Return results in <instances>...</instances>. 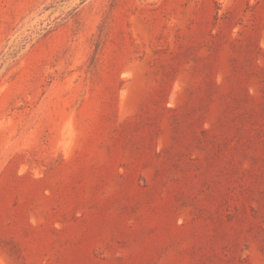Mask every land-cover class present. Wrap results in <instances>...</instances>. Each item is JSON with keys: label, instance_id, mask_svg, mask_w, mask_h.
Listing matches in <instances>:
<instances>
[{"label": "rangeland", "instance_id": "374dc122", "mask_svg": "<svg viewBox=\"0 0 264 264\" xmlns=\"http://www.w3.org/2000/svg\"><path fill=\"white\" fill-rule=\"evenodd\" d=\"M0 264H264V0H0Z\"/></svg>", "mask_w": 264, "mask_h": 264}]
</instances>
